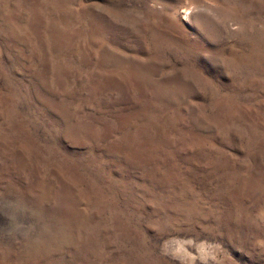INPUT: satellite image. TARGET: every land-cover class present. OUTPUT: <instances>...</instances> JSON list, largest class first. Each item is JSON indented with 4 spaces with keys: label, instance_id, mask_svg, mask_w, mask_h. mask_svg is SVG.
<instances>
[{
    "label": "rangeland",
    "instance_id": "obj_1",
    "mask_svg": "<svg viewBox=\"0 0 264 264\" xmlns=\"http://www.w3.org/2000/svg\"><path fill=\"white\" fill-rule=\"evenodd\" d=\"M0 264H264V0H0Z\"/></svg>",
    "mask_w": 264,
    "mask_h": 264
}]
</instances>
